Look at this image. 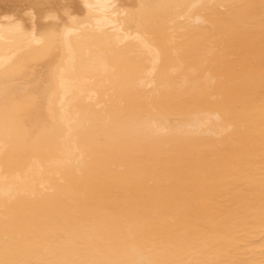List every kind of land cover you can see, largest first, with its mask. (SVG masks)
Instances as JSON below:
<instances>
[{
    "label": "bare ground",
    "instance_id": "6f19581e",
    "mask_svg": "<svg viewBox=\"0 0 264 264\" xmlns=\"http://www.w3.org/2000/svg\"><path fill=\"white\" fill-rule=\"evenodd\" d=\"M0 264H264V0H0Z\"/></svg>",
    "mask_w": 264,
    "mask_h": 264
}]
</instances>
